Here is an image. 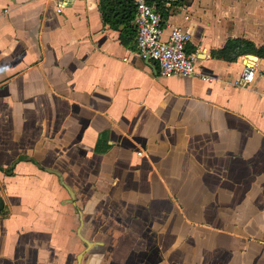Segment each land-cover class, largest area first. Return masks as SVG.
<instances>
[{
  "label": "crops",
  "instance_id": "1",
  "mask_svg": "<svg viewBox=\"0 0 264 264\" xmlns=\"http://www.w3.org/2000/svg\"><path fill=\"white\" fill-rule=\"evenodd\" d=\"M163 14L195 74L137 54L132 0H0V264H264V0Z\"/></svg>",
  "mask_w": 264,
  "mask_h": 264
},
{
  "label": "built area",
  "instance_id": "2",
  "mask_svg": "<svg viewBox=\"0 0 264 264\" xmlns=\"http://www.w3.org/2000/svg\"><path fill=\"white\" fill-rule=\"evenodd\" d=\"M181 1L183 0H132L135 50L142 59L155 63L159 76L196 73V55L186 51V44L190 39L189 32L179 25H173L168 34L165 37L163 35L166 24L164 10L177 6ZM62 4H58L57 11L61 10ZM253 74V66L244 65L235 84H249L253 80Z\"/></svg>",
  "mask_w": 264,
  "mask_h": 264
},
{
  "label": "trees",
  "instance_id": "3",
  "mask_svg": "<svg viewBox=\"0 0 264 264\" xmlns=\"http://www.w3.org/2000/svg\"><path fill=\"white\" fill-rule=\"evenodd\" d=\"M163 15L166 16V14ZM126 19H130V16L128 15ZM245 53L260 54L261 51L260 48H256L250 41L240 38H229L221 48L212 51L213 56L229 61H233L237 56Z\"/></svg>",
  "mask_w": 264,
  "mask_h": 264
}]
</instances>
